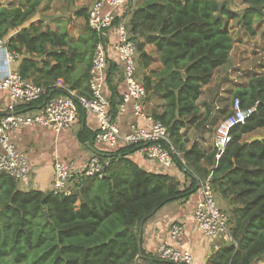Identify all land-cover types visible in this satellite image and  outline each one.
I'll return each instance as SVG.
<instances>
[{
	"label": "trees",
	"instance_id": "trees-1",
	"mask_svg": "<svg viewBox=\"0 0 264 264\" xmlns=\"http://www.w3.org/2000/svg\"><path fill=\"white\" fill-rule=\"evenodd\" d=\"M42 1L9 7L0 3V38L22 54L21 75L46 89L34 105L63 92L56 87L59 81L88 95L100 37L87 24L89 35L81 44L66 30L36 24L33 17ZM243 1L247 6L235 12L231 0H144L127 23L142 67L147 69L152 60L146 44H153L160 56L163 67L144 72L142 81L148 93L165 101L155 119L168 127L183 158L175 155V164L190 183L145 170L126 156L139 149L135 145L99 150L109 161L105 174L83 178L71 194L22 190L14 177L0 171V264H133L142 252L140 222L168 202L186 200L209 176L214 190L232 206L235 243H222L208 264H252L264 257V136L244 139L264 128V72L234 91L242 108L256 109L230 129L220 157L216 146L194 143L188 148L181 132L191 125L201 128L210 119L211 109L207 107L202 117L197 100L217 69L229 61L234 44L231 21L237 19L249 36L257 34L255 21L264 17V0ZM80 14L88 17L83 10ZM120 19L117 15L116 22Z\"/></svg>",
	"mask_w": 264,
	"mask_h": 264
},
{
	"label": "built area",
	"instance_id": "built-area-1",
	"mask_svg": "<svg viewBox=\"0 0 264 264\" xmlns=\"http://www.w3.org/2000/svg\"><path fill=\"white\" fill-rule=\"evenodd\" d=\"M128 0H94L88 8L87 24L99 37L96 43L93 63L88 82L89 94H81L77 90L66 87L62 93L51 96L43 105L33 107L42 98L46 89L36 84L31 78L21 75L19 70H11L0 76V88L8 93L6 113L0 116V171L14 177L19 184L29 181L31 161L28 154L19 149L11 139V133L26 126H42L60 132L69 128L77 121L80 110L86 109L94 113L97 128L94 141L108 149L119 145H135L144 156L157 162L161 168L169 169L175 164V155L182 158V153L173 144L168 127L160 120L149 118L143 108L148 95L147 88L139 78V52L136 41L132 38L126 21L116 22L115 11L124 6ZM115 34L114 50L118 53L123 66L125 90L118 104V111L126 110L132 102L134 114L142 120H149L146 125L133 124L123 132L116 116L111 110L110 99L105 92L108 56L106 40ZM0 56L7 63L22 58L20 52L9 49L7 40L0 38ZM56 87L57 84H56ZM255 106L242 108L240 99L233 98L231 114L223 118L214 132V146L218 148L216 157H220L231 135L230 129L255 111ZM109 161L98 153L87 160L83 170L77 171L74 166L63 160L54 162V177L51 191L54 193L71 194L77 188L72 183L76 175L78 182L86 177H102ZM201 197L194 208L197 226L205 235L223 243H235L231 231L230 213L221 207L210 181V176L200 183ZM183 227L179 223L171 226V236L176 238L182 234ZM219 245H216L218 248ZM158 258L172 264H193L194 257L190 250L180 249L168 241H162L157 249Z\"/></svg>",
	"mask_w": 264,
	"mask_h": 264
},
{
	"label": "crops",
	"instance_id": "crops-1",
	"mask_svg": "<svg viewBox=\"0 0 264 264\" xmlns=\"http://www.w3.org/2000/svg\"><path fill=\"white\" fill-rule=\"evenodd\" d=\"M45 1L46 0L42 1L38 9L43 7ZM61 1L64 2L66 6L61 7ZM93 1L94 0H52L51 5H55V7L50 16L55 18L56 22L49 27L56 30H66L70 34L71 38L73 37L72 40L74 42L83 44L84 39H86L89 35L88 28L84 30L83 26V29L79 33H77L76 30L74 31L75 34L72 35L70 31V22H73L74 25L77 26L81 24L83 25V23L87 21V17L85 14H80V12L83 10L87 14L88 8ZM143 2L144 0H129L124 6L119 7L115 13L121 17L120 20L126 21L128 23L131 13ZM0 3L3 6L9 7L18 6L22 2L21 0H0ZM231 8L235 12H241L245 6L240 9L234 7L231 3ZM38 9L35 16L33 17V21L35 23L37 20L44 19ZM72 10L73 19L69 23L68 21H62L61 18L63 15H68L67 13H70ZM52 20L54 21V19ZM65 23H67V28L64 27ZM231 25L232 22L230 27ZM18 29L12 30L11 33H15ZM233 29L243 32V28L238 21ZM233 29L231 28V32ZM115 39V34L111 33L105 43L108 56V65L104 88L108 98L110 99L111 110L112 112H115L116 121L123 132H126L131 127V125L135 123L139 125H146L149 123V120H142L134 114L132 102L127 104L125 111H118V104L125 90V83L123 81L122 75L123 66L119 59L118 53L114 50ZM145 49L150 54L152 60L147 69H144L141 65V62L138 60V72L141 80H143L144 72L150 69L160 70L163 67L155 46L153 44H146ZM80 65L83 67L82 64L79 63L78 66L80 67ZM19 66L20 60L7 63L5 58L0 56V76L5 74L8 69L19 70ZM219 69H217V71ZM216 72L211 82L203 87L202 93L197 100V103L201 108L202 117L205 116L207 107L211 109V116L204 125L205 128L209 127L210 124L215 125L216 128L217 124L229 112L225 101H222L220 105L217 99H209V96L207 95L208 93L216 90L213 89V87L217 85V80L215 78ZM57 86L61 90L67 87L63 84V81H59ZM216 92H218V88ZM219 95H222V92L216 94V96ZM8 100L9 97L7 91L0 88V116L6 113ZM38 106L39 105H33V107ZM164 107L165 101L158 94L151 92L148 93L143 103L144 112L149 118H155V115L163 112ZM223 109L226 110L224 111ZM204 126H202L199 130H197L193 125L181 129L183 138L187 140L186 146L188 148L194 143H197L203 148H211L214 146V134L213 137L210 138V136H206L201 133L203 132ZM96 128L97 119L94 113L90 110L81 109L80 115L75 124L60 132H56L52 129L42 126H26L13 131L10 134L12 141L19 149L25 151L28 154L31 161L30 179L24 184H19L20 188L26 191L31 189L51 191V183L54 177L53 165L56 160L60 159L69 162L74 166L75 170L80 171L86 166L88 158L94 153H98L99 150L114 151L123 146L119 145L114 149H108L105 146L97 144L94 141V133ZM84 130H86V132ZM126 156L138 163L147 171L169 173L175 176L176 179L180 180L182 184L190 183V178L185 176L176 164L165 170L161 168L157 162L147 159L139 149L128 153ZM202 164L206 167H209L205 161H202ZM72 181V183H75L76 187H78L85 180L81 179L80 182L77 183L78 178L76 175H74ZM215 193L217 201L221 207L224 209L226 207V209L230 211L232 206L230 205L229 200L223 198L219 192L215 191ZM200 197L201 191L199 188L186 200L180 199L168 202L144 221L142 220L139 224V240L141 242L142 252L141 255L133 262V264H172L162 261L158 258V246L162 241L165 240L180 249L190 250L194 257L193 264H208L210 257L217 249L216 245L220 246L223 242L211 239L197 226L194 218V208ZM174 223H179L183 227L182 234L176 238H173L170 233L171 226ZM252 264H264V257L255 260Z\"/></svg>",
	"mask_w": 264,
	"mask_h": 264
},
{
	"label": "rangeland",
	"instance_id": "rangeland-1",
	"mask_svg": "<svg viewBox=\"0 0 264 264\" xmlns=\"http://www.w3.org/2000/svg\"><path fill=\"white\" fill-rule=\"evenodd\" d=\"M21 2L25 3V0H21ZM51 3L52 0H46L43 4V7L41 9H38L44 19L37 20L36 23L41 22L43 27H49L56 22L55 18H52V16H50L55 7V5H51ZM231 3L234 7L240 9L243 8V6H247V3L243 0H231ZM60 6L64 7L66 6V4L61 1ZM67 14L68 15L64 14L61 19L62 21H68L69 23L73 19V10ZM52 19H54V21ZM231 22V28L233 29L235 24H237V19H233ZM70 24V31L72 35L75 34L74 31L76 30L77 33H79L83 29V26L84 30L88 27L87 21H85L83 25L81 24L79 26L74 25L73 22H70ZM255 26L257 27L258 31L254 36H249L244 30L243 32H241L240 30H232L234 44L230 53V59L226 65H224L216 72L215 78L217 80V85L213 87V89L216 90L207 94L209 96V99H217L220 105L222 101H225L228 111H231L233 93L236 88L240 87L242 84L247 83L250 76L264 72V51L262 49L264 44V17L262 20H256ZM64 27L67 28V23H65ZM217 88L218 92H216ZM219 92H222V95L216 96V94H218ZM196 129L199 130L200 128ZM214 132L215 125L210 124V126L207 128H205L204 126L203 132L201 133H203V135L210 136L211 138L213 137ZM254 136H264V128H260L245 135L244 139H248ZM226 210L228 211V209Z\"/></svg>",
	"mask_w": 264,
	"mask_h": 264
},
{
	"label": "water",
	"instance_id": "water-1",
	"mask_svg": "<svg viewBox=\"0 0 264 264\" xmlns=\"http://www.w3.org/2000/svg\"><path fill=\"white\" fill-rule=\"evenodd\" d=\"M49 98H50V94L47 96V99L46 100H48ZM260 138H261L260 136H254V137L251 138V140L260 139ZM139 244L141 246L140 240H139Z\"/></svg>",
	"mask_w": 264,
	"mask_h": 264
}]
</instances>
